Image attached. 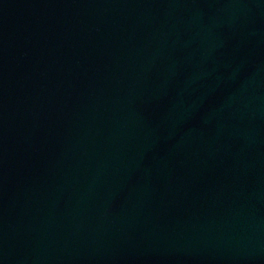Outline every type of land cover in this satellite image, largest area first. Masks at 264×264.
I'll list each match as a JSON object with an SVG mask.
<instances>
[{"label":"water","instance_id":"1","mask_svg":"<svg viewBox=\"0 0 264 264\" xmlns=\"http://www.w3.org/2000/svg\"><path fill=\"white\" fill-rule=\"evenodd\" d=\"M0 264H264V0H0Z\"/></svg>","mask_w":264,"mask_h":264}]
</instances>
